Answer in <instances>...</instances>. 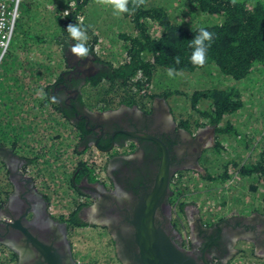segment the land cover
Listing matches in <instances>:
<instances>
[{"label":"rangeland","instance_id":"374dc122","mask_svg":"<svg viewBox=\"0 0 264 264\" xmlns=\"http://www.w3.org/2000/svg\"><path fill=\"white\" fill-rule=\"evenodd\" d=\"M63 1L21 0L10 43L12 50L8 51L6 62L0 68V145L11 146L26 158L25 170L35 179L49 210L59 217L67 216L76 206V199L81 194L71 181V175L78 158L87 156L89 151L79 148L72 125L61 115L58 104L47 96L46 89L65 67L62 47L57 41L58 19L61 20V16L56 15L57 10L65 8L62 6ZM27 3L31 10L25 13L23 9ZM147 3L149 6L161 5L168 13L170 22L181 28L210 23L206 13L198 11L193 3L184 0H148ZM98 5L94 1L85 7L87 11L91 7L93 15L105 20L104 23L94 24V32L89 37L97 35L101 38L94 48L97 57L116 66L124 59L123 38L119 32L130 28L129 17L117 13L112 5L102 4L100 10L96 9ZM79 18L86 20L84 16ZM150 24L149 29L152 26L151 32L158 36L160 27L157 30L156 26L159 25ZM168 69L157 67L149 85L143 88L149 98V93L163 95L171 112L180 119L193 121V124L204 122L199 109L209 108L211 99L203 96L194 107V91L230 86L238 90V98L242 103L237 110L225 114L216 125L226 131L216 130L217 145L215 143L207 151H210L209 156H203L206 162L203 158L200 162L203 172L184 169L175 177V194L170 200L171 213L176 217L183 234L189 238L190 229L183 206L195 208L203 222H210L231 209L237 210L240 198L249 206L253 203L264 210L263 177L260 176L262 181H255L254 184L249 178L247 181L240 171L257 160L264 150V64L258 66L249 79L241 81L224 75L214 66L177 70L183 74L173 77H169ZM100 81L87 85L81 94L82 101L88 107L99 101L104 102L107 93L112 95L113 100H119L118 95L131 94V91L135 92L136 97L141 95L140 89L135 86L130 91L132 80L123 86L114 85L113 90L107 81ZM141 98L149 99L143 95ZM105 158L98 155L88 161L104 162ZM0 166L1 192L7 173L4 164ZM223 174L225 179L220 183ZM248 208L260 209L256 206ZM100 229L82 225L72 226L68 230L67 238L80 264H118L110 237L105 229ZM236 244L237 251L223 264H264V257L253 253L249 243L239 241ZM0 264H6L1 253Z\"/></svg>","mask_w":264,"mask_h":264},{"label":"flooded vegetation","instance_id":"af4514ba","mask_svg":"<svg viewBox=\"0 0 264 264\" xmlns=\"http://www.w3.org/2000/svg\"><path fill=\"white\" fill-rule=\"evenodd\" d=\"M96 40L101 38L96 37ZM97 41L92 47L94 51L89 50L87 57H71L70 64L64 50L76 41L70 36L63 43L59 42L65 67L47 88V96L51 100L56 97L61 115L72 125L79 148L90 151L74 164L71 181L81 195L73 210L67 216L52 214L35 179L25 170L26 158L11 146H0L19 155L0 153V165L4 164L7 173L5 187L0 192V253L6 264H18L19 251L12 244L26 239L25 231L33 235L40 234L42 229L55 236L61 233V227L48 222L42 211L64 223L66 237L72 226L92 225L105 229L118 264H140L136 260L137 246L130 218L134 203L153 184L164 147L170 172L169 189L165 193L168 207L165 212L170 214V222L166 228L172 229L175 241L191 249L200 259L205 254L213 264L225 263L237 251L239 241L249 243L253 253L263 254V250L258 252L256 247V242L264 236L262 209H249L246 214L230 210L210 222H203L195 208L183 206L190 229L189 240L184 244V234L171 213L170 200L175 194L173 182L181 170L198 173L202 170L203 156H209L210 151H207L216 143V125L208 121L193 124V121L180 119L171 112L163 95L152 94L149 98L148 92L142 94L149 98L147 101H139L136 97L132 100L131 94L127 93L118 95L119 100H113L107 93L104 102L99 101L91 107L85 105L81 96L84 88L107 68V63L95 53ZM89 44L88 40L86 46ZM201 140L205 143L201 144ZM95 150L106 155L103 163L88 161L95 158ZM203 161L206 162L205 158ZM79 170L84 172L77 176ZM21 172L28 177H23ZM67 240L72 264H80ZM61 251L64 252L62 246Z\"/></svg>","mask_w":264,"mask_h":264},{"label":"trees","instance_id":"16d2710c","mask_svg":"<svg viewBox=\"0 0 264 264\" xmlns=\"http://www.w3.org/2000/svg\"><path fill=\"white\" fill-rule=\"evenodd\" d=\"M75 1L74 9L66 18H61L58 12L56 14L61 18V20L58 19L59 29L57 33L59 35L57 41L63 43L70 37L67 32L69 23L79 24L82 29L86 30L87 41L90 42L88 49L94 51L92 47L97 41V35L94 34L96 35L93 36L94 38H90L89 35L94 32L93 26L97 23L94 21L87 22L93 12L91 7L89 11L85 9L91 0ZM94 1L96 0L92 2ZM184 1L193 3L195 8L199 9L196 8L198 11L206 13L210 23H199L192 28H181L170 22L168 13L160 7L161 5L159 7L149 6L148 0H145L143 5L134 9L132 0H129L128 8L130 11L124 12V15L129 17L131 25L129 29H122L119 32V36L123 38L122 46L126 50L125 59L116 66L106 62L107 68L102 70L98 80L94 79L91 84L97 83L104 77L113 90L114 85L123 86L132 80V84L129 86L131 91L132 86L138 89L148 86L153 71L157 67L193 70L204 66L217 67V70L224 75L241 81L249 79L258 66L264 64V0H235V3L233 0ZM101 5L99 4L96 9L100 10ZM23 10L25 13L29 12L31 10L30 4L27 3ZM94 11L96 10L94 9ZM79 16H84L86 20H78L77 17ZM65 19L67 20L64 21ZM150 22L159 25L156 26L157 30L160 27L158 36L151 32L152 26L149 29ZM21 23L19 27H21ZM201 28L213 34L203 66L193 64L191 56L194 48L190 46L191 39L199 34ZM22 30L26 34L25 28ZM11 50L10 45L6 55ZM6 55L1 66L6 62ZM177 56L180 58L179 64L174 59ZM237 92L236 88L230 86L225 89L212 88L194 91L192 105L196 107L195 105L203 96L210 98V107L203 110L199 109V113L204 120L202 123L208 121L217 125L225 114L237 110L242 105ZM131 96L132 100H135V92L131 91ZM150 96L152 97V94ZM136 98L139 101L144 100L141 96ZM216 130L226 131L225 128L218 126H216ZM240 171L243 175H248L249 179H253L254 173L259 177H264V150L260 152L257 160L241 168ZM80 172L81 170L77 172V176ZM222 179H225V174L221 176L220 183Z\"/></svg>","mask_w":264,"mask_h":264},{"label":"water","instance_id":"95a60500","mask_svg":"<svg viewBox=\"0 0 264 264\" xmlns=\"http://www.w3.org/2000/svg\"><path fill=\"white\" fill-rule=\"evenodd\" d=\"M71 46L64 50L69 64L70 58L75 57L70 51ZM200 142L204 144L205 140ZM164 151L152 186L142 193L141 198L133 206L130 222L133 240L137 246L136 260L140 264H213L205 254L200 259L191 249L175 241L172 229L166 228L170 222V214L165 212L168 208L165 205L167 201L165 193L169 189L170 172L165 147ZM5 152H10L14 157L19 156L10 149L0 147V153ZM21 175L28 177L22 172ZM42 215L46 216L48 222L61 227L62 231L57 236L45 229L38 235L37 232L33 235L25 231L26 239H20L16 241L17 244H12L19 251L18 264H72L64 223L54 220L44 211ZM61 246L64 252L61 251ZM256 247L258 252L260 250L264 252V236L256 242Z\"/></svg>","mask_w":264,"mask_h":264},{"label":"clouds","instance_id":"9594fccd","mask_svg":"<svg viewBox=\"0 0 264 264\" xmlns=\"http://www.w3.org/2000/svg\"><path fill=\"white\" fill-rule=\"evenodd\" d=\"M99 4L112 5L117 13L129 12L128 3L129 0H96ZM134 5V9L140 7L145 3V0H132ZM235 3V0H233ZM70 8L75 7V0H72V3L69 4ZM133 9V10H134ZM70 13L68 11L64 12L65 17H67ZM80 20L79 17H77ZM82 23V21H81ZM67 32L71 36V38L76 41L74 45L71 46L70 51L77 59H82L88 56L89 49L86 46L87 43V35L86 30L82 29L79 24L69 23L67 25ZM213 34L208 32L206 29L201 28L199 30V34L195 35L193 39L190 41V46L194 48V51L191 56V60L194 65L203 66L206 61L207 50L210 47L212 42ZM207 42V43H206ZM177 64L180 63V58L177 56L174 58ZM169 77H173L174 75H182V71H177L175 68H169L168 70ZM53 102L56 101V97L54 96Z\"/></svg>","mask_w":264,"mask_h":264},{"label":"built area","instance_id":"2783aa9c","mask_svg":"<svg viewBox=\"0 0 264 264\" xmlns=\"http://www.w3.org/2000/svg\"><path fill=\"white\" fill-rule=\"evenodd\" d=\"M20 2L21 0H0V68L2 64L1 62L4 59L6 52L9 48V45L11 43L12 37L14 36L17 19L19 16ZM73 9L74 8H70L68 6L65 8H61L58 11V13L60 14L61 18H66L64 15V12L68 11L70 13ZM125 56H126V50H124V59H125ZM143 87H141L139 90L140 91L139 94L141 95L146 92V89ZM141 95H138V96H141ZM98 155H102L103 157H106V155L101 154L99 153V151L95 150V153L93 154V156L96 157ZM100 163H103V162H100ZM183 238H184L183 242L184 244H186L189 238H187L185 234Z\"/></svg>","mask_w":264,"mask_h":264},{"label":"crops","instance_id":"0c3cea01","mask_svg":"<svg viewBox=\"0 0 264 264\" xmlns=\"http://www.w3.org/2000/svg\"><path fill=\"white\" fill-rule=\"evenodd\" d=\"M55 1H56V2H57V1H58V2H61V0H55ZM92 1H93V0H91V2H92ZM71 2H72V0H64L63 3H62V6L68 7L69 4H70ZM75 3H76V1H75ZM27 10H28V8H27ZM57 12H58V10H57ZM90 21H94V22H96V23H98V22H102V23H104V22H105V20H104L102 17L98 18V17L95 16V15H91V16L88 18L87 22H90ZM245 177L247 178V181H248L249 176H248V175H245ZM250 180L253 181L254 184H255V181H256V182H257V181H262L256 173H254V175H253V179H250ZM263 180H264V177H263ZM262 184L264 185V181H262ZM251 190H252V189H251ZM252 192H254V191H252ZM251 206H256V207H258V208H260V209L262 208L261 206L259 207L258 205H255V204H253V203H252ZM251 206H249L248 203L244 202V200H241V198H240L239 201H238V204H237V206H236V207H237V210H235V209H231V210L237 211L238 213L246 214L247 211H248L249 209H251V210H256V209H254V208H248V207H251ZM227 212H229V211H227ZM257 255H258V256H261V257H264V253H263V254H258V253H257Z\"/></svg>","mask_w":264,"mask_h":264}]
</instances>
